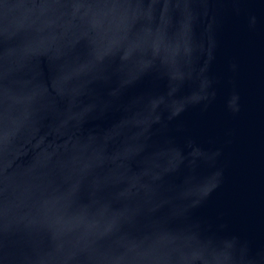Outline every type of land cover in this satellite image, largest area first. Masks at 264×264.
Segmentation results:
<instances>
[{"label": "water", "instance_id": "water-1", "mask_svg": "<svg viewBox=\"0 0 264 264\" xmlns=\"http://www.w3.org/2000/svg\"><path fill=\"white\" fill-rule=\"evenodd\" d=\"M0 264H264V0H0Z\"/></svg>", "mask_w": 264, "mask_h": 264}]
</instances>
